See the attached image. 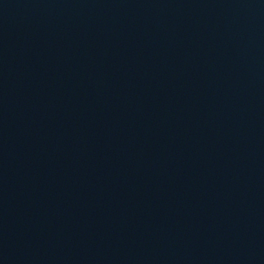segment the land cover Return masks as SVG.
I'll list each match as a JSON object with an SVG mask.
<instances>
[{"label":"water","instance_id":"obj_1","mask_svg":"<svg viewBox=\"0 0 264 264\" xmlns=\"http://www.w3.org/2000/svg\"><path fill=\"white\" fill-rule=\"evenodd\" d=\"M0 264H264V0H0Z\"/></svg>","mask_w":264,"mask_h":264}]
</instances>
